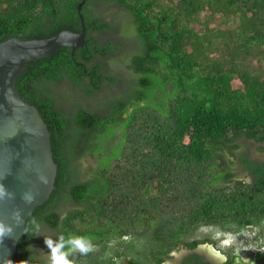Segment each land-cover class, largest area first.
<instances>
[{
	"label": "trees",
	"instance_id": "obj_1",
	"mask_svg": "<svg viewBox=\"0 0 264 264\" xmlns=\"http://www.w3.org/2000/svg\"><path fill=\"white\" fill-rule=\"evenodd\" d=\"M79 1L0 0V41L80 31ZM105 3L132 20L121 22L125 35L133 30L130 52L114 37L120 22L96 12ZM81 13L84 44L27 61L16 78L49 131L56 174L25 221L14 264H47L33 219L53 239L91 240L93 251L73 254V264H167L180 250L177 264H217L197 250L217 244L196 236L200 228H256L264 238V162L239 156L250 182L220 163L240 138L264 142V71L243 63L264 61V0H84ZM118 52L129 55L127 74L112 71ZM231 247L221 249L224 264H239Z\"/></svg>",
	"mask_w": 264,
	"mask_h": 264
},
{
	"label": "water",
	"instance_id": "obj_2",
	"mask_svg": "<svg viewBox=\"0 0 264 264\" xmlns=\"http://www.w3.org/2000/svg\"><path fill=\"white\" fill-rule=\"evenodd\" d=\"M83 2L76 6L78 32L62 29L50 37L13 36L0 41V183L16 193L14 201L0 202V219H8L13 208L21 209L25 218L24 227L16 228L13 237L0 243V256H13L27 217L49 197L56 174L49 131L37 108L21 98L16 78L26 68L27 61L47 57L62 46L73 52L84 44ZM25 192L34 196L31 204L20 199Z\"/></svg>",
	"mask_w": 264,
	"mask_h": 264
},
{
	"label": "rangeland",
	"instance_id": "obj_3",
	"mask_svg": "<svg viewBox=\"0 0 264 264\" xmlns=\"http://www.w3.org/2000/svg\"><path fill=\"white\" fill-rule=\"evenodd\" d=\"M95 10L96 12L103 14V18H105L106 20H117V22H120V26L118 29L119 32H116L114 34V37L119 42H122L123 51L130 52L131 50H133V45L135 43L133 30L128 29V35H125L124 33L126 31L121 28V22L131 23L132 20L123 16L120 7L115 3H105L97 5ZM203 18L204 16L201 17V19ZM219 21L220 18L218 16H214L213 22L217 24ZM219 27L226 28L227 25H225L224 23H220ZM121 52H118L117 56L114 57L117 58L116 63H118L119 65L113 68L112 71L117 75L119 73L121 75L125 73L127 74V71H129V55L123 56ZM248 61L251 64H248ZM243 63L247 69H251L252 71H254L255 69V71H257L258 73L264 71V61H259L258 63H256L252 58L247 57ZM85 102L87 103V106L91 108L97 107V101L95 99H87L85 100ZM65 104L67 105V101L65 102ZM237 143L238 147L233 149L231 152H229L228 150H222V156L220 158L222 161L220 163L222 165V169L230 172V177L232 180H242L245 182H250L252 179L251 175L248 173V171H245L240 166L239 156L243 152H246L247 158L249 160L253 162H264V142H255L252 139L240 138L237 140ZM78 170L81 174V179H86L89 170L88 159H83L80 161V163L78 164ZM71 207L75 206H71V204L67 205V208ZM40 232L44 236L50 237L53 235L54 230L45 227L41 229ZM256 234V228H252L251 230L245 229L241 233L232 234L218 232L216 229H212L210 227H202L197 230L195 235L198 237L209 235L211 238L217 240V244L214 245L211 243H203L197 247V250L207 253V255L213 258L212 260L217 262V264H224L227 259V255H225L222 250L225 251L228 247L230 248L232 246V253L237 255L236 263L240 262L241 264H264V238H255L254 236H256ZM43 235H38L39 240L37 242V248L40 250L41 255L47 258L46 252L48 251V249L44 244ZM182 252L185 251L180 250L179 252H172L171 255L173 258L168 259L167 264H177V258ZM117 263L125 264L122 259H117Z\"/></svg>",
	"mask_w": 264,
	"mask_h": 264
},
{
	"label": "clouds",
	"instance_id": "obj_4",
	"mask_svg": "<svg viewBox=\"0 0 264 264\" xmlns=\"http://www.w3.org/2000/svg\"><path fill=\"white\" fill-rule=\"evenodd\" d=\"M16 193L7 188L3 183H0V202L6 203L14 201ZM20 199L25 204H31L34 196L30 192L21 194ZM24 213L19 208H13L10 211L8 219H0V243L6 238H11L15 234V229L24 227ZM33 235H43L40 232V225L35 219L31 221ZM44 244L48 251L47 264H73L72 256L75 253L87 255L93 251L91 240L83 235L69 233L67 235L60 234L55 239L49 236H44ZM0 264H14V261L9 257L0 256ZM28 264V260L25 261Z\"/></svg>",
	"mask_w": 264,
	"mask_h": 264
}]
</instances>
